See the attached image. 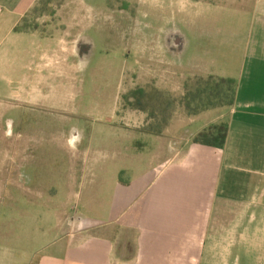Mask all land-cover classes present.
I'll return each instance as SVG.
<instances>
[{
  "label": "rangeland",
  "instance_id": "1",
  "mask_svg": "<svg viewBox=\"0 0 264 264\" xmlns=\"http://www.w3.org/2000/svg\"><path fill=\"white\" fill-rule=\"evenodd\" d=\"M69 1L41 0L22 28L43 26L44 15L73 14L80 7L65 6ZM203 1L227 5L222 11L206 6L197 19L198 8L191 13L186 8L177 33L175 23L168 28L164 23V0L142 8L138 0H109L104 11L106 0L90 1V29L79 39L73 81L37 82L40 105L23 104L1 123L0 176L10 180L0 182V257L37 264L59 233V217L93 229L109 223L117 184L132 183L149 171L152 177L164 164L165 121L201 109L210 91L197 96V90L205 87H218L221 94L214 96L231 102L229 84L177 64L195 65L202 73L237 66L247 37H242L236 7L255 0ZM253 14L245 17L247 22ZM167 15H177V8ZM97 26L103 34L98 35ZM233 34L240 36L232 39ZM164 35L170 36L166 51ZM154 44L161 53L153 56ZM169 82L184 83L171 91ZM142 89L140 99L134 98ZM147 132L163 136L154 151L153 140L143 135ZM135 147L143 150L136 153ZM77 157L91 166L71 180L70 161Z\"/></svg>",
  "mask_w": 264,
  "mask_h": 264
},
{
  "label": "crops",
  "instance_id": "2",
  "mask_svg": "<svg viewBox=\"0 0 264 264\" xmlns=\"http://www.w3.org/2000/svg\"><path fill=\"white\" fill-rule=\"evenodd\" d=\"M40 1L0 0V132L10 111L17 115L23 104L40 105L36 94L39 82L73 81L79 65V39L90 29L92 0H70L65 6H78V12L44 15L40 20L43 26L22 28ZM153 1L137 3L142 8ZM226 5L164 0V23L167 28L175 23L177 33L178 25L185 23L186 8L189 13L198 8L194 10L197 19L196 13L206 6L222 11ZM175 7L177 15L170 18L167 14ZM240 7L236 12L247 45L240 50L237 66L211 67L202 73L195 65L177 64L181 70L188 66L203 77L234 80V104L174 117L164 131L160 170L152 177L146 172L132 183L120 181L110 222L101 228L70 220L64 223L59 217V233L37 264H264V0L247 1ZM251 12L254 14L247 22L245 17ZM112 19L121 21L114 15ZM96 31L103 34L104 28L97 26ZM169 40L170 36L164 35L161 47L165 51L171 45ZM158 51L161 49L154 44L150 54ZM183 83L169 82L172 86L167 87L177 91ZM221 123L229 127L223 149L193 142L198 133ZM143 135L153 140V151L163 137ZM142 150L135 147L136 153ZM83 159L70 161L71 180L91 166ZM4 180L10 178L0 176V182ZM20 187L24 190V184ZM0 264L30 262L4 255Z\"/></svg>",
  "mask_w": 264,
  "mask_h": 264
},
{
  "label": "trees",
  "instance_id": "3",
  "mask_svg": "<svg viewBox=\"0 0 264 264\" xmlns=\"http://www.w3.org/2000/svg\"><path fill=\"white\" fill-rule=\"evenodd\" d=\"M215 77H210V79H214ZM220 80L219 83L221 84H229L232 89L229 90V92L232 93L233 99L229 103H224L220 102L219 97L214 96L221 94V92L218 90V87L211 89L205 87V90H197V96L204 95L207 91H210V95L208 97H205L204 100L206 103L202 106L201 109L197 111H192L191 115H197L201 112H204L206 110L218 108V107H223V106H232L235 102V95H236V82L232 79H220V78H215ZM145 93L144 90H138L137 92L134 93V98H139V95ZM140 99V98H139ZM217 101V102H215ZM142 101L139 100V103ZM188 110V109H187ZM190 111V110H188ZM169 125V120L165 121L164 123V131ZM228 132H229V127L226 123H221V124H215L209 126L207 129L204 131L198 133L194 138L193 142L195 144H200L203 146H208V147H214V148H219L223 149L224 146L226 145L227 138H228ZM148 134H153V135H159V133H153V132H147ZM161 135V134H160Z\"/></svg>",
  "mask_w": 264,
  "mask_h": 264
},
{
  "label": "flooded vegetation",
  "instance_id": "4",
  "mask_svg": "<svg viewBox=\"0 0 264 264\" xmlns=\"http://www.w3.org/2000/svg\"><path fill=\"white\" fill-rule=\"evenodd\" d=\"M176 38L174 37V42H175ZM174 45H176V43H173Z\"/></svg>",
  "mask_w": 264,
  "mask_h": 264
}]
</instances>
